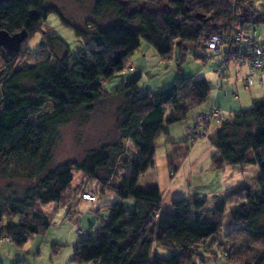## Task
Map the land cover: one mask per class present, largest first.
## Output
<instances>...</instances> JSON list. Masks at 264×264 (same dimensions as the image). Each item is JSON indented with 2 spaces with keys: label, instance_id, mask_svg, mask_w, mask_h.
<instances>
[{
  "label": "trees",
  "instance_id": "1",
  "mask_svg": "<svg viewBox=\"0 0 264 264\" xmlns=\"http://www.w3.org/2000/svg\"><path fill=\"white\" fill-rule=\"evenodd\" d=\"M248 1L255 0L228 4L223 0H96L94 17L111 13L115 20L84 32L67 24L56 9L45 8L46 0L0 4V32L27 33L19 53L0 50V175L29 184L20 198L16 194L0 198V243L8 240L23 248L50 229L38 204L76 202V207L84 194L96 200L98 195L114 193L118 200L109 206L108 222L76 245L73 264H195L194 250L222 237L231 208L228 226L232 229L222 237L221 254L229 264H264V100H253L248 111H227L228 117L211 124L215 129L211 170L256 166L259 194L227 192L213 208L194 195L173 200L168 213L162 210L161 190H139V179L155 168V143L163 135L169 137L167 127L186 122L209 102L213 88L205 79H181L168 88L141 94L138 78L122 81L111 93L102 87L114 77L129 75L126 69L141 42L153 48L163 63L176 52L178 61L186 62L184 47L190 44L196 48L195 58L205 62L204 42L239 16L233 5L245 11L246 22L264 26V3L262 10L254 7L249 12ZM52 15L74 31L83 48L72 52L51 35L44 39L46 50L31 56L30 41ZM56 46L65 50L62 58L55 55ZM26 57L34 61L18 66ZM110 97L122 98L124 103L118 111V141L89 151L81 162L69 161L47 172L57 129L76 115L92 114L98 103ZM48 104L53 112L42 115ZM124 142L137 152L136 161H131ZM74 170L83 174L84 181L67 201ZM172 171L176 174L178 168L172 165ZM128 200L135 202L134 210L125 209ZM156 244L171 251L168 257L154 255Z\"/></svg>",
  "mask_w": 264,
  "mask_h": 264
},
{
  "label": "rangeland",
  "instance_id": "2",
  "mask_svg": "<svg viewBox=\"0 0 264 264\" xmlns=\"http://www.w3.org/2000/svg\"><path fill=\"white\" fill-rule=\"evenodd\" d=\"M223 1L227 4L231 2V0ZM95 2L96 0H46L44 7L56 9L67 24L84 32L87 28L92 29L96 26L104 28L115 20V16L111 13L101 19H96L93 15ZM263 3L264 1L258 2L255 8L262 10ZM51 35H56L64 41L72 52L83 48L82 43L76 39L74 31L63 26L60 19L56 15H52L40 25L38 35L30 41V55L36 56L35 54L40 51H45L44 39ZM261 40H264V26L261 29ZM184 48L185 50L191 49L192 55L187 57L186 62H179L178 52H176L172 60L163 63L156 51L144 44L140 51H136L132 55V62L135 64L137 72L135 70V73L114 77L104 82L102 86L106 92L111 93L122 81L132 82L141 77L139 80L142 79V81H139L140 87L138 88L141 94L168 88L181 79H205L213 88L209 102L197 112L191 113L186 122L167 127L169 137L163 135L155 143V169L148 171L139 179V190L160 187L162 210L168 213L172 212L173 200L192 198L197 195L208 201L207 208H213L217 200L223 199L227 192L237 193L250 190L254 195H258L260 191V171L256 166L229 167L227 172L233 170L234 178L240 179L238 182L229 184H221V174L211 170V153H214L212 144V138L215 135L214 126L210 125L207 137L201 139L194 137V145L189 140L192 138L191 134L196 135L195 130H189V128H194L198 120L195 115L198 112L208 114L214 106L233 112L248 111L251 109L250 100L251 94L254 95V90L245 89L244 85L239 84L237 86L239 102L234 101L231 97H225L222 93L217 94L215 86L219 83V79L214 74L216 67L213 61L214 57L207 53L203 55L207 58L203 62L195 58L196 48L194 45H185ZM64 53L63 48L55 47L57 57L62 58ZM33 61L34 59L26 57L18 62V66L31 64ZM224 85H229V83H223ZM229 90L227 87L226 91ZM122 106H124L122 98L110 97L98 103L92 114L81 113L70 118L66 125L59 127L57 129L58 139L47 172L53 171L69 161L81 162L89 151L116 143L119 139L118 111ZM52 112V104H48L42 115ZM36 119L34 118L32 122H36ZM124 146L131 161H136L138 155L133 146L129 142H124ZM170 155L173 158L174 167L179 170L176 174L168 166L167 158ZM174 175H176L175 178ZM229 175H231V171ZM119 179L118 175L116 180ZM83 181V174L74 170L72 189L68 193L67 201ZM28 186L29 184L24 181H11L0 175V198H7L13 194L20 198L23 190ZM117 200L114 193H107L98 195L94 202H79L76 204L77 206L75 205L76 207H73L76 202H69V204L61 206L54 203L38 204L37 208L42 211L50 223V229L42 235L35 236L23 248L12 245L8 240L1 242L0 264H73L71 261L76 245L108 222L109 206ZM135 205L132 200L124 203L126 210H134ZM98 210L100 213H97ZM231 210L233 208L228 209L226 214L222 237L232 229L231 226H228V214ZM75 230L79 231V234ZM222 237L214 239L212 244L207 242L201 248L194 250L192 262L195 264H229L225 256L221 254ZM153 251L154 255L163 258L168 257L171 253L170 250L157 244Z\"/></svg>",
  "mask_w": 264,
  "mask_h": 264
},
{
  "label": "built area",
  "instance_id": "3",
  "mask_svg": "<svg viewBox=\"0 0 264 264\" xmlns=\"http://www.w3.org/2000/svg\"><path fill=\"white\" fill-rule=\"evenodd\" d=\"M263 1H248L246 10H251L258 2L262 3ZM232 8L235 13L239 12V16L234 17L225 29L206 40L204 47L206 54H211L216 64L214 74L219 79V83L215 88L216 92H225V96H231L235 100H239L238 89L235 87L230 93H227L223 83L227 81L233 68L236 70L237 78H241V82L246 89H251L256 81L264 78V40H261L262 25L246 22L244 19L245 11H239L235 5ZM185 55L191 56V49L186 50ZM125 73H135L133 63L128 64ZM229 115V112L215 106L208 114H197L198 120L194 128H189V130L194 129V133H196V135L191 134L192 140L189 139L191 144L194 143V137L198 139L207 137L209 126L213 123H219L222 118ZM82 199L84 202L95 201V198L89 194H84ZM75 232L79 234V231L75 230Z\"/></svg>",
  "mask_w": 264,
  "mask_h": 264
},
{
  "label": "crops",
  "instance_id": "4",
  "mask_svg": "<svg viewBox=\"0 0 264 264\" xmlns=\"http://www.w3.org/2000/svg\"><path fill=\"white\" fill-rule=\"evenodd\" d=\"M145 43L144 42H141L140 43V47H139V49L138 50H136V51H140L142 48H143V45H144ZM135 51V52H136ZM134 52V53H135ZM133 53V54H134ZM134 64V63H133ZM134 66H135V64H134ZM137 72V71H136ZM141 77H139L137 80H139ZM140 82L142 81V79L141 80H139ZM140 82H138V86L140 87ZM226 84L227 83H229V85H224V89H225V91L227 90V87H229V91H226L227 93H230V91L233 89V88H237V86L239 85V84H242V82H241V78L240 77H238L237 78V75H236V70H234V68H233V70H232V73L230 74V76L228 77V79H227V81L225 82ZM234 84H235V86H234ZM243 85V84H242ZM216 87V86H215ZM245 88V87H244ZM238 89V88H237ZM246 89V88H245ZM251 89H253L254 90V95H252L251 94V100H250V104H251V107H252V102H253V100H255V99H263L264 100V78L262 79V80H258V81H256V83H255V85H254V87H252ZM151 92H156V91H151ZM217 93V92H216ZM219 93H222V92H219ZM218 93V94H219ZM223 94V93H222ZM224 96H225V94H223ZM238 95H239V92H238ZM225 97H231V96H225ZM232 98V97H231ZM233 100L234 101H236L234 98H233ZM239 101H240V96H239ZM238 101V102H239ZM237 102V101H236ZM216 107V106H215ZM221 109V108H220ZM222 110H225V111H228V110H226V109H222ZM229 112H233V111H229ZM240 112H242V110H237L236 112H233V113H240ZM195 117H196V115H195ZM212 154H213V152L211 153V156H212ZM168 159V166H169V168L171 169L172 167H170V165H174L175 166V164H174V161H173V158L171 157V155L169 156V158H167ZM228 168L229 167H227L224 171H222V172H219L220 174H221V184H229V183H233V182H238V181H240V179L238 178H234V172H233V170H229V172H227L228 171ZM155 169V168H154ZM153 169V170H154ZM151 171V170H150ZM179 171V170H178ZM230 171H231V175H229V173H230ZM170 172V171H169ZM170 174V173H169ZM230 177H229V176ZM175 176L176 175H174L173 177L175 178ZM172 177V178H173ZM171 178V179H172ZM159 189H160V187H158ZM161 190V189H160Z\"/></svg>",
  "mask_w": 264,
  "mask_h": 264
},
{
  "label": "water",
  "instance_id": "5",
  "mask_svg": "<svg viewBox=\"0 0 264 264\" xmlns=\"http://www.w3.org/2000/svg\"><path fill=\"white\" fill-rule=\"evenodd\" d=\"M13 0H0V4L5 2H11ZM34 14H32L33 16ZM27 39V33L22 32L20 34L10 35L7 31L0 32V50L4 49L8 52L19 53L22 44Z\"/></svg>",
  "mask_w": 264,
  "mask_h": 264
}]
</instances>
